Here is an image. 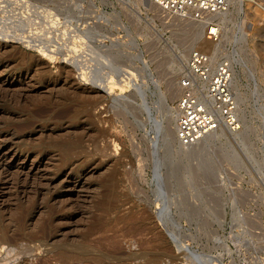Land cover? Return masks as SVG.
<instances>
[{
    "label": "rangeland",
    "instance_id": "1",
    "mask_svg": "<svg viewBox=\"0 0 264 264\" xmlns=\"http://www.w3.org/2000/svg\"><path fill=\"white\" fill-rule=\"evenodd\" d=\"M2 1L87 29L81 48L105 59L92 80L100 65L125 78L115 100L61 58L0 42V264H264V10L230 5L209 50L202 26L146 0ZM193 49L231 61L240 128L181 148L127 83L134 72L167 124L172 67Z\"/></svg>",
    "mask_w": 264,
    "mask_h": 264
},
{
    "label": "built area",
    "instance_id": "2",
    "mask_svg": "<svg viewBox=\"0 0 264 264\" xmlns=\"http://www.w3.org/2000/svg\"><path fill=\"white\" fill-rule=\"evenodd\" d=\"M162 17L189 20L204 26V35L215 40L220 35V16L230 8L229 0H149ZM264 10V2L252 0ZM185 72L178 79L175 103V140L181 148H191L206 135L223 128L235 133L240 128L236 99L231 90L233 66L230 60L214 57L199 49L189 52Z\"/></svg>",
    "mask_w": 264,
    "mask_h": 264
},
{
    "label": "bare ground",
    "instance_id": "3",
    "mask_svg": "<svg viewBox=\"0 0 264 264\" xmlns=\"http://www.w3.org/2000/svg\"><path fill=\"white\" fill-rule=\"evenodd\" d=\"M146 1H148L149 6L153 7L155 10H157L160 13V11L157 9V7L155 5H153L149 0H146ZM4 2H5V0H4ZM236 3H239L238 0H229V5H235ZM0 5H3V3ZM10 5H11V3H10ZM0 7H2V8H0V14L2 15V16H0V42L1 43H3V44H5V43H20V44L25 45V47L33 49V51L37 52L38 54H40L44 58H47V59H55V58L60 59L61 58L65 63L73 66V68L78 72L77 74H78L80 80L86 81L85 84H87V82H90L91 85H93L96 88V90H98L99 92H101L105 95H114L115 100L122 99L121 95L118 94L119 91L117 89L122 85L121 79H123L125 77L121 78L119 73H117L115 71L113 72L111 70L106 71L105 69H107V67L100 65L99 68H95L97 71L96 73L98 75L97 76L98 80H95L96 79L95 77H94L95 81L92 80L93 75L89 73L90 69L92 70L91 64L93 62H96V61H98V64H100V62H102L100 60L105 61V59L103 58V56H101V57L96 56L92 60L91 56L88 55L89 50L87 51L86 49H84V50L82 49L84 47L83 45L88 46L87 41H86L87 37L85 36V32L87 31V29L82 30L79 27H74V28L70 27L71 29L66 28L62 32H60L61 30L58 32V29H56V28L59 25L61 26L62 23L58 24V18L55 16V14H52V13L46 11L47 9L46 10L43 9V11H42L44 18H41V20H40L38 17V19L40 21H37L34 18H31L29 15H27V13L29 12V10H28L29 8H27V10H26L27 12H25V11H23V9L25 10V8L20 7V8H23L21 11L22 13L16 14L13 12L12 6H11L12 9L11 8L5 9L7 7V6L5 7V4L3 6H0ZM256 12H258V11H256ZM49 14H51V16ZM223 15H225V13L222 14L221 16H223ZM258 15L262 18L264 17V13H262V12H260V13L258 12ZM224 18L225 17H221L220 20L223 21ZM199 25L204 28L203 25H201V24H199ZM66 27H68V25H66ZM33 30H36V31L33 32ZM204 40H205L206 45H207L206 47H208L209 50L215 49L218 47V44H215L213 41H210L209 38L206 37V38H204ZM81 46H83V47L81 48ZM102 46H103V44H102ZM85 50H86V52H85ZM184 56L185 55H183L182 58ZM140 63L142 65L140 70L142 72H145V73L147 72V75L149 76V78H153V75L149 71L148 65L142 61H140ZM172 70H173V73H175V74L176 73L180 74V72L182 74V72L183 73L185 72V67L182 68V66L177 61L173 65ZM93 71L95 72V70H93ZM134 71H136V70H134ZM131 73H132L131 74L132 79H130L131 83L130 82L127 83V86H129L131 89H134V93L139 96V98H140L139 100H141L140 101L141 108L147 116V118H146L147 122L149 121V122L153 123V129L155 130L154 131L155 134L157 135L158 133H163L165 137H168V138L174 137L175 126H174V129H170L168 123H169V121H174L175 111H173V114L171 113V115L167 116V121H168L167 124H166V122H163V119H160V118L157 119V117L156 118L152 117V111H151L152 106L150 107L149 104L145 101L147 90H140L142 88H140L141 85L138 82V78L136 77V74L134 72H131ZM124 85H126V83H124ZM174 85H172L173 87L169 86L170 88H169L168 93L174 95L173 94V93H175L174 91H179V94H180V89H179L178 85H177V88H176V85H175V87H174ZM155 86L158 88L157 84ZM109 97H112V96H109ZM166 101L167 100H166L164 93L162 91H159V103L163 106L164 109L168 110V108L170 109V107L168 106ZM174 110H175V108H174ZM164 123L166 125H164ZM141 125H143V127H144V123H141ZM218 131H219V134H217ZM223 131H224V129L220 128V129L215 130L211 134L212 135H218L217 137H220L222 135H225V134H223ZM211 134L206 135L201 141H203L206 137H208ZM229 134H230V132H229ZM155 148L156 147H154V149ZM157 213H160V211Z\"/></svg>",
    "mask_w": 264,
    "mask_h": 264
}]
</instances>
